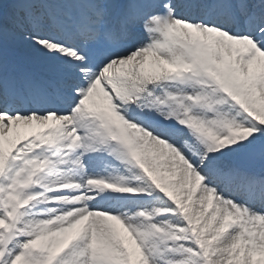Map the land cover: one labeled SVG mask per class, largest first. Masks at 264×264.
I'll return each mask as SVG.
<instances>
[{
	"label": "snow or ice",
	"instance_id": "1",
	"mask_svg": "<svg viewBox=\"0 0 264 264\" xmlns=\"http://www.w3.org/2000/svg\"><path fill=\"white\" fill-rule=\"evenodd\" d=\"M0 264H264V0H0Z\"/></svg>",
	"mask_w": 264,
	"mask_h": 264
}]
</instances>
